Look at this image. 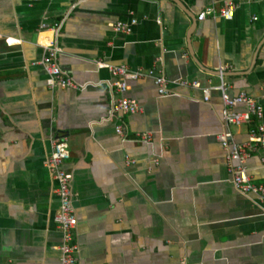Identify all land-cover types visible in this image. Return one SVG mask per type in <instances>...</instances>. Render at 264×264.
Returning a JSON list of instances; mask_svg holds the SVG:
<instances>
[{"label":"crops","instance_id":"crops-1","mask_svg":"<svg viewBox=\"0 0 264 264\" xmlns=\"http://www.w3.org/2000/svg\"><path fill=\"white\" fill-rule=\"evenodd\" d=\"M229 1L0 0V264H60V199L46 166L54 138L70 146L79 264H264V202L234 186L217 137L245 143L251 126L226 127L213 89L223 78L230 97L264 109V0H231L232 20H198ZM132 17V34L114 31ZM53 41L84 89L48 86L41 61ZM98 62L165 77L173 95L151 77L122 94ZM121 98L141 110L111 116ZM145 133L152 143L135 141ZM246 168L264 183V150Z\"/></svg>","mask_w":264,"mask_h":264},{"label":"built area","instance_id":"built-area-1","mask_svg":"<svg viewBox=\"0 0 264 264\" xmlns=\"http://www.w3.org/2000/svg\"><path fill=\"white\" fill-rule=\"evenodd\" d=\"M241 2L249 0H239ZM238 8V3L229 1L225 7L219 12L211 7L207 11L198 16L199 21H204L207 15L220 16L225 20H232L235 10ZM256 19V18H255ZM137 25L136 18H130L129 21H119L113 25V29L118 34L130 35L134 27ZM46 23L41 25V28H48ZM50 28V27H49ZM51 29L55 35L60 30V25L54 24ZM62 50L56 45V41L50 42L45 46V55L41 61V65L47 76V84L51 89L55 88H70L75 90L84 89V85H79L73 80L69 73L62 68L59 62V56ZM99 68H108L113 76L119 80L114 85L117 91L125 93L128 90V82L136 81L144 77L155 79V84L158 87V93L161 97H170L173 94L167 89L168 81L165 77H155L153 72L144 73L141 70L134 71L127 66H109L102 62H98ZM180 86L199 89L198 82L189 83L185 80L176 81ZM221 92L223 104L225 107L224 122L226 127H240L250 125V138L248 142L236 143L228 138V135L219 134L218 140L221 142L224 149L228 152L227 161L229 164V172L232 177L234 186L242 193L256 195L264 202V183L255 184L251 181L246 168L247 160L253 153L264 150V109L254 99L245 93H241L236 97H230L227 92V85L223 81L219 87L213 88ZM211 89H204L205 100L209 101ZM240 105H246L244 112L234 111ZM141 110L139 104L135 100L121 98L111 109V116L118 114L133 115ZM116 132L120 135L123 141L128 138L124 133L122 124L116 126ZM140 139L144 143H152V134L145 133L140 135ZM70 159V146L66 138L52 139V151L47 157L46 166L49 169L53 179L57 183V195L60 199V207L58 214L55 217V222L62 237V242L59 247L61 254L60 264H79L78 252L79 247L76 241V230L78 226V218L74 207L75 194L72 189L73 174L65 167V163Z\"/></svg>","mask_w":264,"mask_h":264}]
</instances>
